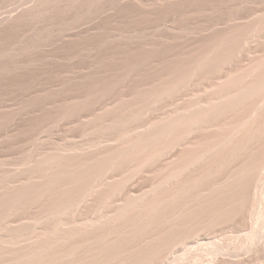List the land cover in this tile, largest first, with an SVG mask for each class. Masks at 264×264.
I'll return each instance as SVG.
<instances>
[{"label":"rangeland","instance_id":"374dc122","mask_svg":"<svg viewBox=\"0 0 264 264\" xmlns=\"http://www.w3.org/2000/svg\"><path fill=\"white\" fill-rule=\"evenodd\" d=\"M0 264H264V0H0Z\"/></svg>","mask_w":264,"mask_h":264},{"label":"bare ground","instance_id":"6f19581e","mask_svg":"<svg viewBox=\"0 0 264 264\" xmlns=\"http://www.w3.org/2000/svg\"><path fill=\"white\" fill-rule=\"evenodd\" d=\"M194 85H195V84H194ZM194 85H193V86H194ZM196 87H197V86H196ZM196 87H195V88H196ZM196 90H197V89H195V92H196ZM189 92H191V91L189 90ZM192 96H193V95H192ZM191 99H192V101H193V98H192V97H191ZM195 100H196V99H195ZM195 100H194V101H195ZM195 102H196V101H195ZM195 102H194V103H195ZM193 106H194V105H193ZM191 109H193V108H191ZM198 109H199V108H198ZM195 110H196V108H195ZM195 110H193V111H195ZM177 113H178V112H177ZM175 115H176V114H175ZM174 118H175V116H174ZM176 118H178V116H177ZM175 120H176V119H175ZM178 120H179V118H178ZM178 120H177V121H178ZM194 136H195V135H194ZM194 136H193V138L195 139ZM193 141H194V140H193ZM169 152L171 153V151H169ZM170 153H168V154H170ZM81 184H82V183H81ZM81 184H80V185H81ZM256 194H257V192H256ZM254 195H255V193H254ZM255 196H256V195H255ZM82 199H83V198H82ZM80 200H81V199H80ZM80 200H79V202H80ZM82 203H83V202H82ZM79 204H80V203H79Z\"/></svg>","mask_w":264,"mask_h":264}]
</instances>
